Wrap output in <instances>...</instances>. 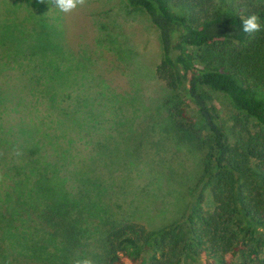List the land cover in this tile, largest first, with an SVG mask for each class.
<instances>
[{
    "label": "trees",
    "instance_id": "obj_1",
    "mask_svg": "<svg viewBox=\"0 0 264 264\" xmlns=\"http://www.w3.org/2000/svg\"><path fill=\"white\" fill-rule=\"evenodd\" d=\"M5 1L4 71L14 58L26 63L18 77L34 72L37 85L23 99L38 101L34 112H20L0 93V139L16 135L25 150L0 175V264H74L85 257L93 264H264V0H172L186 14L174 11L170 0H125L128 11L148 14L161 51V95L154 98L161 120L136 126L127 164L146 177L122 178L125 188H112L83 165V148L63 145L67 133L60 126L87 111L95 87L67 81L66 62L50 70L32 64L40 56L36 50H51L60 62L63 49L75 51L69 32L58 33L62 12L39 0L45 9L35 11L36 29L45 27L49 35L24 37L21 21L29 4L20 9ZM251 14L259 16L261 30L246 34L241 18ZM107 33L97 36L92 52L81 47L76 55L86 52L94 66L104 50L117 57L123 46ZM103 85L112 100L98 84L101 102L115 110V88ZM216 92L227 98L228 116L212 102ZM72 106L77 109L69 111ZM101 117L95 123L102 128L110 117ZM173 146L182 157L170 153ZM164 184L173 190V202L155 214L134 205L141 194L157 196Z\"/></svg>",
    "mask_w": 264,
    "mask_h": 264
},
{
    "label": "rangeland",
    "instance_id": "obj_2",
    "mask_svg": "<svg viewBox=\"0 0 264 264\" xmlns=\"http://www.w3.org/2000/svg\"><path fill=\"white\" fill-rule=\"evenodd\" d=\"M38 1L6 0L4 2V5H11L20 9L29 4V8L21 21L24 37H35L42 33L46 37L49 35V31L45 27L36 29L35 11L45 9L44 6L38 5ZM170 4L177 13L186 14V8L174 5L172 0H170ZM57 21L59 35L61 36L67 30L73 42L71 44H76V49L81 47L90 49V46L95 48L97 36L107 31L109 37L112 33L118 36V44L124 49L121 52L118 50L120 55L117 53V57L114 53L104 50L105 54L94 60L95 66L91 63L88 64L89 56L86 52L76 55V49L74 52L67 48L63 49L64 60L61 62L50 53L51 50H36L40 56L31 59L35 67L41 63L43 66L45 65L47 70H50L51 66H57L61 63L63 65L66 62L68 73L70 72V77L68 73L66 75L67 81H76L77 84L86 86L85 89L88 87L97 88L96 86L99 84L101 85L99 86L100 89L103 87L109 92L107 100H112V91L103 85L104 82H110L116 91L117 108L112 110L108 109L106 101L101 102L103 99L100 96V91L97 92L95 88L91 89V97L93 98L92 102L87 103V111L80 118L68 116L67 121L60 126V131L66 130L67 133L63 145L83 148L85 150V154L81 157L84 160L83 165L90 164L98 176L106 179L112 188L120 186V184V187L125 188L126 185L122 178H126L129 183L137 178L139 181L143 180L146 177L143 175L145 173L139 171L137 166L127 164L128 155L126 153L129 151V147L131 149L136 148L134 137L136 126L142 127L145 123L152 122L156 118L161 120L160 116H156L157 100L154 99L161 95V86L156 77V66L161 55L158 29L152 24L148 14L137 10L128 11L125 0H86L84 5L79 6L74 11L62 12L59 20L57 17ZM101 24L106 25L107 29L102 28ZM111 43L115 46L114 41ZM7 50L6 41L0 36L1 97L6 93L5 98L10 103L9 107L14 110L19 106L20 112H34V105L38 100L34 97L24 100L23 96L25 91H30L33 86L37 85L35 83L37 82L36 75L34 72H25L18 77L21 71H25L26 67V63L18 58H14L11 66L4 71L5 61L8 58ZM45 53L46 55H44ZM67 81L64 82L65 85L69 84H66ZM89 81L93 86L86 84ZM6 87L10 94L5 91ZM48 102L49 97L44 92L41 98V107L44 112L47 111ZM212 102L220 114L229 115L228 100L223 94L213 93ZM75 108L77 109V107L72 106L69 111H75ZM40 114L37 111L34 117ZM105 114H109L110 120L104 119L102 128L96 126L95 121L101 119V116ZM147 140H151V137L147 138L146 142ZM18 141L19 137L16 135L0 139V175L8 171L13 156L23 157L25 155V150L20 146L17 147ZM175 150L176 148L173 146L169 151L182 157V153H176ZM88 151L93 152L92 156L88 154ZM123 171L124 173L119 176ZM132 173H136V175ZM166 185L164 184L159 189L157 196L148 193L147 198L144 199L145 196L139 195L138 197L141 198L133 199L134 205L137 204L139 208L143 204L149 209L143 208L144 210L155 214L158 208L163 209L162 206L165 207L169 201L173 202L175 199L172 195L173 190L166 189Z\"/></svg>",
    "mask_w": 264,
    "mask_h": 264
},
{
    "label": "clouds",
    "instance_id": "obj_3",
    "mask_svg": "<svg viewBox=\"0 0 264 264\" xmlns=\"http://www.w3.org/2000/svg\"><path fill=\"white\" fill-rule=\"evenodd\" d=\"M45 2V0H41ZM49 5H54L52 8H57L63 13H70L86 3V0H46ZM241 31L246 34H252L261 30L260 18L256 14L248 15L241 18ZM74 264H93L90 258L76 259Z\"/></svg>",
    "mask_w": 264,
    "mask_h": 264
}]
</instances>
